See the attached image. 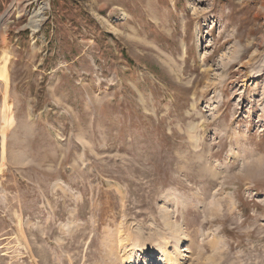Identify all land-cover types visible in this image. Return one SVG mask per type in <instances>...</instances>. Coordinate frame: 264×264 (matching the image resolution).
Masks as SVG:
<instances>
[{
    "label": "rangeland",
    "instance_id": "1",
    "mask_svg": "<svg viewBox=\"0 0 264 264\" xmlns=\"http://www.w3.org/2000/svg\"><path fill=\"white\" fill-rule=\"evenodd\" d=\"M164 235L264 264V0H0V264Z\"/></svg>",
    "mask_w": 264,
    "mask_h": 264
},
{
    "label": "bare ground",
    "instance_id": "2",
    "mask_svg": "<svg viewBox=\"0 0 264 264\" xmlns=\"http://www.w3.org/2000/svg\"><path fill=\"white\" fill-rule=\"evenodd\" d=\"M36 14H37V16H39L38 13H36ZM37 21H38V17H37V19L34 20L33 27H36V25L38 24ZM164 236L161 238H158V237L157 238H151L150 244H145L143 242L134 241L131 243L130 250H132L133 253L136 252V255H139V256H141V254H142V256H144V255L150 256V255H152V253H156V254L158 253L159 257H156V261L158 264H173L172 262L174 261V259L170 256V254L166 250L167 249L166 248L167 236H165V237ZM177 242H179V241L177 240L176 243ZM178 245H179V243H178ZM125 259H126V262H129L130 264H146L145 261H140L139 258L135 259L132 257V255L125 257Z\"/></svg>",
    "mask_w": 264,
    "mask_h": 264
}]
</instances>
